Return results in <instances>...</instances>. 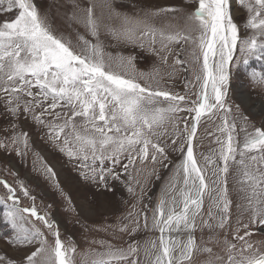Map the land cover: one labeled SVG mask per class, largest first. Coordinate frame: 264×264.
Returning a JSON list of instances; mask_svg holds the SVG:
<instances>
[{
  "label": "snow or ice",
  "instance_id": "6c2138e0",
  "mask_svg": "<svg viewBox=\"0 0 264 264\" xmlns=\"http://www.w3.org/2000/svg\"><path fill=\"white\" fill-rule=\"evenodd\" d=\"M128 3L131 12L118 10L115 0H66L64 35L50 7L0 0V152L21 159L32 154L34 170L77 211L56 166L34 150L23 118L65 158L75 174L70 179L94 187L93 199L114 191L110 180L123 181L133 196L139 190L116 224L86 229L108 238L92 239L97 248L83 253L80 264H264V242H252L249 230L264 228V125H249L228 103L232 67L264 56V0H235L236 9L233 0ZM241 10L244 37L235 22ZM102 33L116 41L115 52ZM121 46L133 51L125 54ZM148 57L150 68L140 70L138 60ZM178 72L193 77L185 79V94L163 85ZM248 78L264 85V74ZM189 83L197 89L191 94ZM250 102V95L241 98L237 112ZM205 118L215 125L218 135H206L217 147L198 156ZM169 149L182 159L155 205L137 210L144 192L137 177L151 175ZM0 188L8 243L22 253L19 260L0 255V264H76L77 246L61 238L58 222L36 206L27 185L0 178ZM124 235L140 238L124 246L118 243Z\"/></svg>",
  "mask_w": 264,
  "mask_h": 264
},
{
  "label": "rangeland",
  "instance_id": "374dc122",
  "mask_svg": "<svg viewBox=\"0 0 264 264\" xmlns=\"http://www.w3.org/2000/svg\"><path fill=\"white\" fill-rule=\"evenodd\" d=\"M36 2L40 4L42 8L50 7L54 27L62 31L64 35H69V31L66 30V21L63 19L64 12L70 10V6L66 4V0H36ZM149 2L156 5H168L179 4L180 0H149ZM115 7L120 11L131 12L128 0H115ZM237 7L238 5L235 3V0H233V9ZM245 18L246 11L244 10H241L235 16V22L240 25L242 37L245 36V30L241 21H244ZM4 19L5 15L0 14V21ZM79 31L82 34L84 33L83 28H80ZM247 34L250 35L251 31L249 30ZM100 38L105 43L108 51L115 52L117 50L116 47H113L116 41L110 36L102 33ZM121 50L125 54L133 51V49L123 46H121ZM135 51L139 50L137 49ZM237 59L242 61L243 58L237 53ZM260 61L261 58L258 60L255 57H251L249 58L248 65L245 66L241 63L239 70L233 66V78L228 91V103L232 106L233 112L237 115L240 113L247 115L249 118V125H255L256 127L264 125V110L257 109V111H255V109L259 107L258 102L262 101L264 103V85L259 83L253 84L248 77L250 74L256 73L257 80H259V75L264 74V63L263 66L260 67L262 72L258 71L257 66H253V63H260ZM150 66L151 57L138 60L137 62V67L140 70H148ZM237 71H239V75H237ZM186 78L188 81L193 80L191 73L178 72L173 79L165 78L163 85L176 93L185 94ZM196 90L197 89H193L191 83L188 84L187 92L189 94ZM249 95L251 96L252 102L241 105L239 112H237L236 105L240 104L242 97H248ZM193 99H195V97H193ZM180 115L189 116L190 114L181 113ZM4 123L5 120L0 117V125ZM20 123L24 125L25 130L30 132L34 150L40 151L50 163L60 166V169L56 168L60 173L61 182L65 187V191L72 194L77 211H70L58 192L51 187L49 182L45 181L39 172L34 170L32 154L21 159L16 157L14 153L9 156L0 152V178L6 179L10 184L18 185L23 183L27 185L31 195L36 197V206L40 210L48 212L50 217L58 222L61 238L65 241L72 238L77 246L76 264H80L83 253L87 252L89 249L97 248V245L90 244L92 239H100L102 237L108 238L103 233H97L95 231L90 233L86 231V229H94L104 224H116L128 211L132 210V204L137 203L136 196L140 195L139 190H137L136 196H133L127 192L123 181L110 180L109 183L113 186L114 191H110L103 196L97 194L95 199H93L94 187L82 185L75 179H70V177H74L75 174L72 173L69 168L65 167V158L40 140L43 131L39 128L33 130L24 123L23 118ZM216 123H219V121ZM206 131L218 135L215 131V125L205 118L202 119L195 141L198 156L199 153H207L210 148L217 147V145L211 143L213 137L207 136ZM181 159L182 156L179 152H173L169 149L168 160L164 161L163 164L155 165V171L152 172L151 175L146 176L141 174L137 177L144 186L142 202L137 204V210L142 208L144 204L155 205L161 189L167 183V175L175 168V165L178 164ZM152 168L153 166L149 165L148 171H151ZM9 173H15L16 175H11ZM0 192H3L2 188H0ZM30 204L31 201L23 202V206H29ZM49 205H51V207H48ZM1 208L3 216V206H1ZM249 230L253 233L251 236L252 242L258 244L264 242V228H261L259 225H253ZM148 235L155 234L148 233ZM208 235V230L205 229L203 233L204 238L207 239ZM10 236L11 234L5 239L0 238V255H7L9 258L19 260L22 253L16 245H10L8 243ZM196 236L198 240L201 238V232L199 230L196 232ZM137 238L140 237L130 238L124 235L123 241H118V243H123L124 246H126L127 242Z\"/></svg>",
  "mask_w": 264,
  "mask_h": 264
},
{
  "label": "trees",
  "instance_id": "16d2710c",
  "mask_svg": "<svg viewBox=\"0 0 264 264\" xmlns=\"http://www.w3.org/2000/svg\"><path fill=\"white\" fill-rule=\"evenodd\" d=\"M264 63V56L261 57L260 63H253V66H257L258 71L262 72V69H260L261 66H263ZM11 230L8 225H6L3 221L2 216V208L0 206V238H7Z\"/></svg>",
  "mask_w": 264,
  "mask_h": 264
},
{
  "label": "bare ground",
  "instance_id": "6f19581e",
  "mask_svg": "<svg viewBox=\"0 0 264 264\" xmlns=\"http://www.w3.org/2000/svg\"><path fill=\"white\" fill-rule=\"evenodd\" d=\"M242 98H246V97H242ZM258 104H259V107L258 108H256L255 109V111H257V109L258 110H264V103L262 102V101H260V102H258ZM180 162V161H179ZM178 163V162H177ZM58 169H60V166H58V165H55ZM175 170V168L167 175V181H168V179L171 177V175H172V173H173V171Z\"/></svg>",
  "mask_w": 264,
  "mask_h": 264
}]
</instances>
